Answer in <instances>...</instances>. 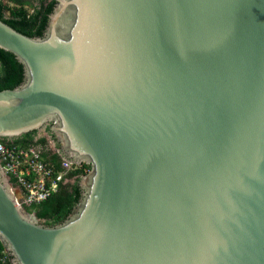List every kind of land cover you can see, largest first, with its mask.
Listing matches in <instances>:
<instances>
[{
    "label": "water",
    "instance_id": "95a60500",
    "mask_svg": "<svg viewBox=\"0 0 264 264\" xmlns=\"http://www.w3.org/2000/svg\"><path fill=\"white\" fill-rule=\"evenodd\" d=\"M0 50L23 70L0 141L89 167L55 225L0 167L9 264H264V0H55Z\"/></svg>",
    "mask_w": 264,
    "mask_h": 264
},
{
    "label": "trees",
    "instance_id": "16d2710c",
    "mask_svg": "<svg viewBox=\"0 0 264 264\" xmlns=\"http://www.w3.org/2000/svg\"><path fill=\"white\" fill-rule=\"evenodd\" d=\"M37 7L33 6L29 0H0V20L16 31L29 36H41L47 23L55 0H37ZM32 8V12L29 9ZM23 78L21 65L15 57L5 51L0 50V91L17 87ZM9 145H19L24 147L40 146L46 147L45 137L37 138V133L27 134L13 142L2 141ZM44 156L50 157L55 168H59L62 161L59 155H50L49 151ZM89 170L88 166H82L76 173L80 177ZM79 177V178H80ZM79 178L66 186H60L58 191L52 194L44 202L26 208V211L34 213L37 218L45 220L48 225H55L62 222L76 205L80 193L77 187ZM14 184L13 180L10 181ZM3 247L0 244V253Z\"/></svg>",
    "mask_w": 264,
    "mask_h": 264
},
{
    "label": "built area",
    "instance_id": "2783aa9c",
    "mask_svg": "<svg viewBox=\"0 0 264 264\" xmlns=\"http://www.w3.org/2000/svg\"><path fill=\"white\" fill-rule=\"evenodd\" d=\"M52 148L48 139L46 147L8 146L0 141V167L8 181L13 180L14 184L10 183L17 187V203L20 207L26 209L38 205L56 193L60 186L73 184L80 177L72 174L81 167L64 160L59 168H55L50 157L44 156L47 151L50 155H55ZM0 264H9V258L4 251L0 253Z\"/></svg>",
    "mask_w": 264,
    "mask_h": 264
},
{
    "label": "rangeland",
    "instance_id": "374dc122",
    "mask_svg": "<svg viewBox=\"0 0 264 264\" xmlns=\"http://www.w3.org/2000/svg\"><path fill=\"white\" fill-rule=\"evenodd\" d=\"M30 2H31V4L33 5V6H35V7H37L36 5H37V3H36V1L37 0H29ZM32 8L33 7H31L30 9H29V12H32ZM44 132L43 131H40V135L41 136H44V134H43ZM51 144H52V142H51ZM49 145H50V143H49ZM53 146V145H52ZM50 148H51V145L49 146ZM49 148V149H50ZM54 150V148H52V151ZM55 151V150H54ZM6 183H7V185H8V189L12 192V193H14L15 195H16V197L19 195V191H18V189H17V187H15L14 185H12L9 181H7L6 180ZM32 214H34V213H32ZM35 215V214H34Z\"/></svg>",
    "mask_w": 264,
    "mask_h": 264
}]
</instances>
